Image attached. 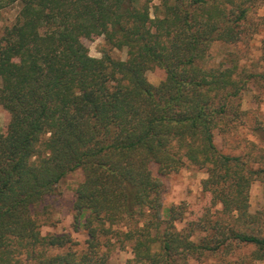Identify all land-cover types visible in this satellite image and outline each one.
Wrapping results in <instances>:
<instances>
[{
    "label": "trees",
    "instance_id": "16d2710c",
    "mask_svg": "<svg viewBox=\"0 0 264 264\" xmlns=\"http://www.w3.org/2000/svg\"><path fill=\"white\" fill-rule=\"evenodd\" d=\"M259 1L0 0V9L19 5L0 37V105L10 115L0 131V264H110L116 247L131 248L129 264H189L207 253L217 264L264 261V213L250 210L264 148L225 152L216 141L251 118L249 81L264 88V70L240 64L259 31ZM101 35L128 57L91 55L83 39ZM216 45L225 51L212 64ZM155 67L164 72L157 85L147 77ZM252 130L264 140V126ZM153 164L204 169L221 218L179 228L187 210L165 206ZM78 169L81 251L70 235L42 234L34 210ZM241 245L251 252L237 253Z\"/></svg>",
    "mask_w": 264,
    "mask_h": 264
},
{
    "label": "rangeland",
    "instance_id": "374dc122",
    "mask_svg": "<svg viewBox=\"0 0 264 264\" xmlns=\"http://www.w3.org/2000/svg\"><path fill=\"white\" fill-rule=\"evenodd\" d=\"M159 0H153L152 4L156 5ZM260 6L252 12V18L261 22L259 31L253 34L249 39V45L245 48L240 64L249 65L252 70L261 72L264 70V0L259 1ZM19 5L16 3L9 4L0 9V37L3 35L6 27L11 26L16 19ZM153 11V7H152ZM84 43L89 48L91 55L96 57L102 56L103 49H110L116 58L126 59L128 57L126 49L110 48L106 43L104 36H95L92 38H84ZM224 49L220 45H216L212 49V64H218L223 58ZM164 72L162 69L155 67L147 71L148 79L159 84L163 79ZM243 108L250 111L251 118L241 124L231 133H216V141L218 146L225 152H240L242 150H253L258 152L264 148V140L252 130L253 125L261 124L264 126V88L260 82L255 79L249 81L247 88L242 95ZM10 121L9 113L0 105V131H5ZM154 175L163 183V201L165 206L183 203L187 210L185 220L178 221L177 225L182 228L187 221L201 219L214 223L221 218V205L213 204L211 195L202 187V180L206 177L204 169H200L194 165H185L177 171L163 173L160 171L158 164L152 165ZM84 179V173L78 169L69 173L58 184L54 193L47 195L44 200L35 206L42 234H67L73 239L71 244L72 250L81 251L86 247V239L88 237L86 230L80 225L76 219V210L74 202L76 199L75 191L77 186ZM250 210L252 213H264V185L260 180L252 184L250 190ZM264 229V227H263ZM264 232V230H263ZM252 250L250 246H240L236 248L237 253L249 254ZM133 257L130 247L120 249L116 247L111 252L110 264H129V260ZM218 257L215 254H203L200 259H191L189 264H217ZM256 264H264L259 261Z\"/></svg>",
    "mask_w": 264,
    "mask_h": 264
}]
</instances>
